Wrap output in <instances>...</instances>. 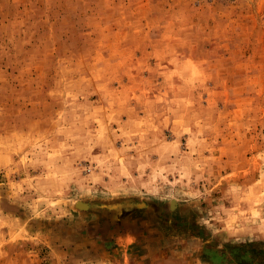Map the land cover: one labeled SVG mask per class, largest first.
Instances as JSON below:
<instances>
[{"label":"rangeland","instance_id":"rangeland-1","mask_svg":"<svg viewBox=\"0 0 264 264\" xmlns=\"http://www.w3.org/2000/svg\"><path fill=\"white\" fill-rule=\"evenodd\" d=\"M0 264H264V0H0Z\"/></svg>","mask_w":264,"mask_h":264}]
</instances>
